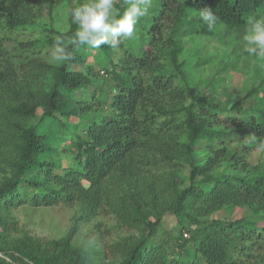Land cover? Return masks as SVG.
I'll list each match as a JSON object with an SVG mask.
<instances>
[{
	"label": "trees",
	"instance_id": "16d2710c",
	"mask_svg": "<svg viewBox=\"0 0 264 264\" xmlns=\"http://www.w3.org/2000/svg\"><path fill=\"white\" fill-rule=\"evenodd\" d=\"M84 2L0 0V264H264V57L243 46L264 0H152L134 38L73 50ZM229 34L234 51L205 49ZM57 36L72 60H48ZM227 66L251 85L212 102L202 92ZM61 201L81 206L64 237L9 220ZM101 211L136 233L94 257L73 237ZM168 213L186 231L158 236Z\"/></svg>",
	"mask_w": 264,
	"mask_h": 264
},
{
	"label": "rangeland",
	"instance_id": "374dc122",
	"mask_svg": "<svg viewBox=\"0 0 264 264\" xmlns=\"http://www.w3.org/2000/svg\"><path fill=\"white\" fill-rule=\"evenodd\" d=\"M226 39L227 41L224 43L220 38L209 40L205 44V49L211 50L221 43L225 46V50L233 49L234 51L239 42L231 34ZM222 51L223 49L220 48L218 58L223 57L225 59L227 55L223 54ZM51 52L52 49L48 53V60L50 61H52ZM241 64H243L242 61ZM215 70L211 67L208 72L212 74ZM250 79L251 77L247 76L243 70H233L227 66L225 71L212 78L211 84L206 87L209 88L206 91L205 88L202 94L212 102L224 101L230 95L238 98L242 94L243 87L251 85ZM261 154L262 147H254L250 154V161L252 163L258 162ZM12 210V216H9V220L16 221L18 230L25 231L46 243L49 240L67 235L74 225L76 217L81 213V206L76 202L65 203L61 201L53 206L23 205ZM233 216H239V213L236 212ZM182 228L185 229L186 227H181L176 217L168 213L165 215L163 227L158 230L157 234L164 237L166 235L165 230H167L173 236H177ZM133 232L135 231L130 228L118 227L116 218L110 211H101L90 220H79V230L73 237V243L78 247L92 251L93 256L97 257V253L98 256H101L104 254V250L108 251V247L110 249L114 241L129 236Z\"/></svg>",
	"mask_w": 264,
	"mask_h": 264
},
{
	"label": "clouds",
	"instance_id": "9594fccd",
	"mask_svg": "<svg viewBox=\"0 0 264 264\" xmlns=\"http://www.w3.org/2000/svg\"><path fill=\"white\" fill-rule=\"evenodd\" d=\"M151 4L152 0H126L127 6L121 13L116 0H85L70 12L71 22L77 25L71 41L73 50L83 46L100 49L107 45L115 48L122 40L134 38L141 18L149 14ZM199 19L211 31L219 18L211 8L206 7L199 10ZM243 46L248 54L264 57V16L250 17ZM73 50L65 46L62 36H57L51 59L56 62L70 61Z\"/></svg>",
	"mask_w": 264,
	"mask_h": 264
},
{
	"label": "built area",
	"instance_id": "2783aa9c",
	"mask_svg": "<svg viewBox=\"0 0 264 264\" xmlns=\"http://www.w3.org/2000/svg\"><path fill=\"white\" fill-rule=\"evenodd\" d=\"M185 236H188V234H185Z\"/></svg>",
	"mask_w": 264,
	"mask_h": 264
},
{
	"label": "water",
	"instance_id": "95a60500",
	"mask_svg": "<svg viewBox=\"0 0 264 264\" xmlns=\"http://www.w3.org/2000/svg\"><path fill=\"white\" fill-rule=\"evenodd\" d=\"M0 255H3L2 253H0Z\"/></svg>",
	"mask_w": 264,
	"mask_h": 264
}]
</instances>
